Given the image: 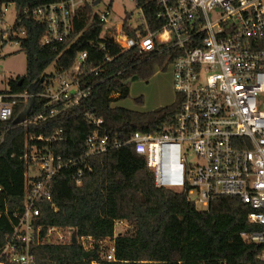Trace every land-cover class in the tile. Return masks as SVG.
I'll return each instance as SVG.
<instances>
[{"label":"trees","instance_id":"16d2710c","mask_svg":"<svg viewBox=\"0 0 264 264\" xmlns=\"http://www.w3.org/2000/svg\"><path fill=\"white\" fill-rule=\"evenodd\" d=\"M57 1L61 0H0V22L6 7H16L10 41L19 43L27 57L25 74L10 80V88L0 90V94H23L33 89L42 93L43 77L50 76L47 69L56 63L59 71H68L83 51L89 53L87 69L92 70L87 79L95 85L79 105L45 121L6 130L0 144V261L5 260L3 248L17 222L14 213L25 208V173L34 163L30 156L33 145L49 147L66 160L78 159L86 154L87 138L95 130L88 112L103 118V132L110 141L126 143L137 131L165 133L175 124L182 103L177 94L174 103L149 111L113 105L129 96L132 81L149 80L157 65L165 69V61L171 63L182 52L154 55L137 48L122 50L112 39L102 37L104 23L90 5L76 13L72 37L44 45L48 26L34 11ZM141 2L151 30H158L164 24L158 18V5L151 0ZM131 34L135 35V30ZM47 101V97H35L30 113H38ZM25 107V98H18L14 116ZM5 124L0 119V127ZM58 128L64 129L63 141L37 140L39 136L51 137ZM86 164L92 170L84 173L79 184L77 171ZM52 194L53 201L38 202L39 224L45 231L50 226L72 228L79 240L35 246V264H261L264 244L242 236L243 232L263 229L250 222L252 208L248 204L237 196H221L212 200L208 210H200L186 192L158 187L147 157L137 153L133 144L111 147L84 163L62 169L52 182ZM123 221L127 228L116 234L118 223ZM107 241L115 247L113 259L107 257L111 248Z\"/></svg>","mask_w":264,"mask_h":264},{"label":"built area","instance_id":"2783aa9c","mask_svg":"<svg viewBox=\"0 0 264 264\" xmlns=\"http://www.w3.org/2000/svg\"><path fill=\"white\" fill-rule=\"evenodd\" d=\"M151 1L158 5V18L164 21L156 31L150 28L141 0H133L138 9L136 22L134 12L127 10L123 19H112V0L105 11L98 10L103 0H61L34 11L48 26L44 45L72 37L76 13L90 5L104 23L102 37L112 39L122 50L137 48L154 55L182 52L171 62L175 91L182 103L175 124L165 133L137 131L126 143L110 141L103 132V118L88 112L95 130L87 138L86 154L78 159L66 160L49 147L33 145L30 156L34 163L25 173V208L14 213L17 222L0 264H35V246L72 243V228L50 226L45 231L39 224L38 202L53 201L52 182L62 169L125 144H133L137 153L147 157L158 187L179 188L197 207L208 210L215 198L240 197L252 208L250 222L263 227L243 232V238L264 244V0ZM134 30L135 35L131 34ZM10 34L8 29L2 39L11 42ZM88 56V51L80 52L70 70H58L56 84L53 75L43 77L42 93L33 89L23 94H0V119L6 123L0 127V144L10 127L45 121L88 97L95 86L87 79L92 71L87 69ZM37 96L48 101L42 110L31 114ZM18 98H25L26 107L15 117ZM64 139L63 128L51 137L37 138L47 142ZM91 170L90 164L79 168V184ZM2 192L0 185V196ZM114 253L111 244L108 259H113ZM259 259L264 264V249Z\"/></svg>","mask_w":264,"mask_h":264},{"label":"rangeland","instance_id":"374dc122","mask_svg":"<svg viewBox=\"0 0 264 264\" xmlns=\"http://www.w3.org/2000/svg\"><path fill=\"white\" fill-rule=\"evenodd\" d=\"M111 0H103L98 6V10L105 11ZM112 19H123L125 10L134 12V21H137L138 9L135 7L133 0H112ZM7 8V9H6ZM5 8L4 20L0 22V34L11 31L16 23L17 11L14 4ZM214 17V15L212 14ZM120 18V19H119ZM4 40L0 35V90L10 88L9 82L25 74L27 69V57L21 50L20 44L16 42H8L4 45ZM165 69L159 64L156 67L154 75L147 80L136 79L130 84V94L127 98L118 99L113 102L115 106H121L138 111H146L148 109H156L166 105H170L177 100V92L174 87V75L171 63L167 60L164 63ZM47 74L53 75V82H58V68L53 63L46 71ZM144 97V101L140 102L139 97ZM180 190L179 188H177ZM200 210H206L205 207L199 206ZM127 222L123 221L116 227V234L127 228ZM109 245L111 241H107Z\"/></svg>","mask_w":264,"mask_h":264},{"label":"water","instance_id":"95a60500","mask_svg":"<svg viewBox=\"0 0 264 264\" xmlns=\"http://www.w3.org/2000/svg\"><path fill=\"white\" fill-rule=\"evenodd\" d=\"M99 2V0H97V3ZM44 80V78H43ZM78 242V235H77V231H74L73 236H72V243H77Z\"/></svg>","mask_w":264,"mask_h":264},{"label":"crops","instance_id":"0c3cea01","mask_svg":"<svg viewBox=\"0 0 264 264\" xmlns=\"http://www.w3.org/2000/svg\"><path fill=\"white\" fill-rule=\"evenodd\" d=\"M21 76H22V75H21ZM147 81H149V80H147ZM141 98L143 99V100H142V102H143L145 99H144V97H142V96H141ZM149 110H153V109H148V110H146V111H149Z\"/></svg>","mask_w":264,"mask_h":264}]
</instances>
